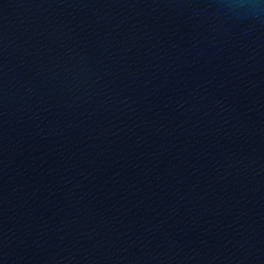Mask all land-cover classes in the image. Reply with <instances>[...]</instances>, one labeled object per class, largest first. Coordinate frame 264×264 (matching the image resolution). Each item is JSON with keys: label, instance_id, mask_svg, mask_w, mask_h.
Wrapping results in <instances>:
<instances>
[{"label": "water", "instance_id": "obj_1", "mask_svg": "<svg viewBox=\"0 0 264 264\" xmlns=\"http://www.w3.org/2000/svg\"><path fill=\"white\" fill-rule=\"evenodd\" d=\"M0 264H264V0H0Z\"/></svg>", "mask_w": 264, "mask_h": 264}]
</instances>
